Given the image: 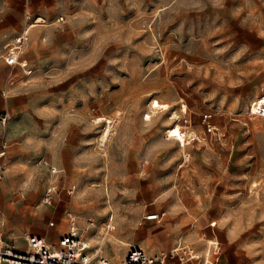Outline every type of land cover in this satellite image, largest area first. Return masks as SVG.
I'll list each match as a JSON object with an SVG mask.
<instances>
[{
	"label": "rangeland",
	"instance_id": "374dc122",
	"mask_svg": "<svg viewBox=\"0 0 264 264\" xmlns=\"http://www.w3.org/2000/svg\"><path fill=\"white\" fill-rule=\"evenodd\" d=\"M23 8L0 0V62L28 23ZM48 9L46 34L21 55L31 73L14 66L0 94L10 112L4 239L24 247L23 233L35 232L54 243L73 218L90 252L113 264L131 245L167 254L164 264H264V118L248 112L264 95V0H54ZM101 118L111 121L106 138ZM174 126L191 133L183 145L166 138ZM49 181L73 193L39 204Z\"/></svg>",
	"mask_w": 264,
	"mask_h": 264
},
{
	"label": "built area",
	"instance_id": "2783aa9c",
	"mask_svg": "<svg viewBox=\"0 0 264 264\" xmlns=\"http://www.w3.org/2000/svg\"><path fill=\"white\" fill-rule=\"evenodd\" d=\"M26 19L28 23L25 28L11 42L6 44L2 59L6 65L11 67L19 66L25 75H29L32 69L27 68L26 60L21 58L25 43L29 41L32 28H39L40 31H43L49 25V22L40 16L32 17L31 15H26ZM56 21H63V16H59ZM12 84V76L9 75L5 86L1 90L2 96L8 94L9 86ZM248 112L253 116L264 118V95L256 97L250 102ZM211 117L212 114L210 112H204L201 116L205 131L208 133L213 132L215 128V125L210 121ZM9 118L10 115L6 109L0 111V179L5 178L10 165L7 154L8 143L5 135ZM183 132L186 134L184 136L185 139L191 135L190 132ZM50 173L55 176L58 172L56 169L51 168ZM62 191L67 195H71L73 188L65 185L59 187L54 181H49L41 194L39 204H51L59 192ZM157 216V214L154 215V217ZM50 224L52 225L53 223L50 222ZM106 229L110 230L112 228L107 225ZM22 239L24 240V247H18L4 239L0 232V264H113L104 256L96 257L95 254L90 252L89 241L71 232L61 234L54 243L48 242L44 235L35 232L23 233ZM175 252L177 250L172 248L168 254L173 257ZM183 252L186 254L185 258L197 257L188 249ZM166 256L167 254L152 256L147 254L141 247L131 245L119 264H164Z\"/></svg>",
	"mask_w": 264,
	"mask_h": 264
},
{
	"label": "crops",
	"instance_id": "0c3cea01",
	"mask_svg": "<svg viewBox=\"0 0 264 264\" xmlns=\"http://www.w3.org/2000/svg\"><path fill=\"white\" fill-rule=\"evenodd\" d=\"M20 2L22 4V6L24 7L23 8V12H24V15L25 16L26 15H31L32 17H36V16L43 17V16H49L50 9H48V6H51L53 4L54 0H20ZM49 25H50V23H49ZM49 25H47L43 29V31H40L39 28H32L31 29V32H30L29 41L33 40L36 36L45 35L46 32H47V29H48ZM13 67L6 65L4 63V61L3 62H0V83H1V80L3 78H4L5 82H6L8 76L9 75L10 76L12 75V69H13ZM5 82H4L3 86L0 89V94H1L2 88L5 86ZM3 109H6L8 111V113H9V115H10L9 109L7 107H3L2 110ZM0 131H1V126H0ZM7 154H8V158L10 160V163H11L9 149L7 150ZM10 165H9V167H10ZM9 167H8V169H9ZM164 214H165V212L163 211V215Z\"/></svg>",
	"mask_w": 264,
	"mask_h": 264
},
{
	"label": "bare ground",
	"instance_id": "6f19581e",
	"mask_svg": "<svg viewBox=\"0 0 264 264\" xmlns=\"http://www.w3.org/2000/svg\"><path fill=\"white\" fill-rule=\"evenodd\" d=\"M160 107V105H159V103H157L155 100H153L151 103H150V109L153 111H156V109L157 108H159ZM106 121V123H108V125H107V127H106V129H104V133H103V138H106V136L108 135V133H109V131H110V126H109V124H110V122L111 121H109V120H107V119H104V118H101V119H98V120H96L95 122L96 123H100L101 121ZM144 120L145 121H147L148 120V118H147V116L146 117H144ZM179 127H173V129H171V130H167L166 131V138L167 139H173V140H175V141H177V142H179L181 145H183L184 144V141L186 140L185 139V137L184 136H186V134H184V132L179 128ZM72 218V217H71ZM152 218V217H151ZM69 232H71V233H73V234H78V229H77V227L75 226V222L73 221V218H72V220H71V222H70V229H69ZM209 243H212L211 241H209ZM180 248L178 247V248H174V250H179ZM194 256H197L198 257V255L197 254H195L194 253ZM219 257V256H218ZM218 257L216 258V259H218ZM207 262H208V260H207ZM207 264V263H206Z\"/></svg>",
	"mask_w": 264,
	"mask_h": 264
}]
</instances>
